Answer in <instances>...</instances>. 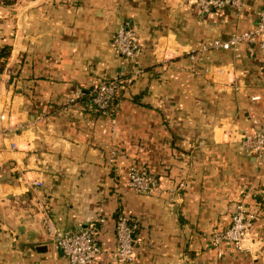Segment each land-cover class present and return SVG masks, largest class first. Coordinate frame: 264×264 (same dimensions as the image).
I'll list each match as a JSON object with an SVG mask.
<instances>
[{"label": "crops", "instance_id": "obj_1", "mask_svg": "<svg viewBox=\"0 0 264 264\" xmlns=\"http://www.w3.org/2000/svg\"><path fill=\"white\" fill-rule=\"evenodd\" d=\"M262 1L203 13L197 0H0V264H62L48 226L100 216L92 264H119V214L137 222L129 264H264V154L240 143L264 122L260 50L241 43L239 55L188 58L252 25ZM120 24L139 36L142 72L108 115L89 90L132 69L111 45ZM205 63L245 68L240 90ZM130 165L153 173L159 190L134 192ZM242 198L260 207L249 248L210 244Z\"/></svg>", "mask_w": 264, "mask_h": 264}, {"label": "built area", "instance_id": "obj_2", "mask_svg": "<svg viewBox=\"0 0 264 264\" xmlns=\"http://www.w3.org/2000/svg\"><path fill=\"white\" fill-rule=\"evenodd\" d=\"M199 9L207 13L212 9L231 7L241 11L243 0H197ZM256 21L245 28L232 31L227 37L210 38L196 49H191L188 58L191 61L209 59L219 50H231L239 55L241 43L247 45L257 43L261 53V69L264 70V0L257 10ZM115 52L131 62L132 69L125 77L103 79L93 85L89 90V99L92 104L102 113L113 115L117 107V95L125 91L133 82V79L142 72V46L136 30L125 24H120L111 41ZM204 72L211 77L225 74L229 77V83L235 90H240L243 77L246 75L245 68H235L227 65H213L205 63ZM258 96H254L256 98ZM241 145L248 151L261 156L264 154V122L255 120L250 132L241 133ZM116 153L111 149L113 158ZM110 158V160H111ZM40 183V181H35ZM128 185L136 193L150 194L159 190V180L144 167L130 165ZM260 212L257 202L248 203L245 198L236 201L233 205L231 220L224 228L215 230L211 236L210 244L219 246L227 244L237 250L249 248L246 238L252 229ZM96 221L103 222L100 216ZM91 221L84 226L67 230H54L50 225L49 232L53 244L60 249L65 257L62 264H92L96 255L100 252V244L96 238L95 223ZM137 222L126 214H119L115 225L116 248L113 259L119 264H129L134 260L135 245L138 241L136 236Z\"/></svg>", "mask_w": 264, "mask_h": 264}, {"label": "trees", "instance_id": "obj_3", "mask_svg": "<svg viewBox=\"0 0 264 264\" xmlns=\"http://www.w3.org/2000/svg\"><path fill=\"white\" fill-rule=\"evenodd\" d=\"M6 55H7V50L5 48L0 49V71L2 70L3 62H4L1 58L6 57Z\"/></svg>", "mask_w": 264, "mask_h": 264}, {"label": "rangeland", "instance_id": "obj_4", "mask_svg": "<svg viewBox=\"0 0 264 264\" xmlns=\"http://www.w3.org/2000/svg\"><path fill=\"white\" fill-rule=\"evenodd\" d=\"M248 151V150H247Z\"/></svg>", "mask_w": 264, "mask_h": 264}]
</instances>
